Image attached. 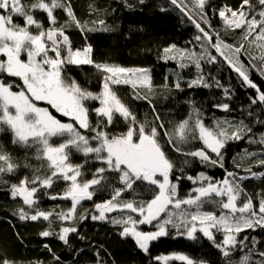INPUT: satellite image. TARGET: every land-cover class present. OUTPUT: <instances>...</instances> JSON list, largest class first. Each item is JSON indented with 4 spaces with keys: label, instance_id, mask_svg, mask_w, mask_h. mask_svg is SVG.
I'll list each match as a JSON object with an SVG mask.
<instances>
[{
    "label": "trees",
    "instance_id": "1",
    "mask_svg": "<svg viewBox=\"0 0 264 264\" xmlns=\"http://www.w3.org/2000/svg\"><path fill=\"white\" fill-rule=\"evenodd\" d=\"M35 2L36 0H21L25 6ZM44 2L51 3V0ZM61 2L71 6L76 18L84 26L83 31L74 24L65 30L73 49L91 45V58L96 63L150 70L151 90L144 87L133 89L130 85L123 84L114 86V91L136 116L137 121L154 122L155 113H159L168 130L189 118L190 123H194L197 116L206 127L215 128L219 125L229 134L238 128L244 129L243 138L228 140L225 143L221 150L223 159L217 164L183 154L204 148L202 141L198 139L190 138L187 144L180 145L182 149L180 153L161 139L164 151L174 165L170 178L178 186V197L185 199L194 194L193 190L200 184L197 179L200 173L221 181L228 172H233L238 177H246L238 181L244 190L237 201L238 206L245 202L246 197H251L258 209L259 201L264 199V176L253 177L250 174L264 173V166L258 163L259 160H264V144L259 143L261 136H264V102L258 100L256 89L249 87L234 72L220 53L211 47V42L202 37V33L193 23V21L199 23L210 34L219 33V38L226 44L233 47L243 45L239 60L251 81L264 92L262 74L264 61L260 59L261 50L252 42L255 34L245 40L243 29L226 28L217 11L225 5L237 9L242 0H207L204 12L207 13L206 19L211 24L210 28L204 21L197 19L196 15L199 16L200 10L195 0H177L178 4L186 5L184 11H187L191 18L177 5L172 4L171 0H61ZM251 4L252 14L261 10L259 0H251ZM28 10L45 29L50 26L44 10L38 8ZM53 15L56 17L58 27L69 21L66 11L62 8L54 9ZM256 18L259 20V15ZM101 20L104 21L103 24L98 23ZM13 23L23 26L24 18L14 15ZM30 31L35 32L37 29L33 26ZM197 36H201L202 39L198 41ZM216 40L217 37L213 35L212 42L215 43ZM173 45L175 49L169 55L179 49L183 59L164 58V49ZM209 53L216 57L215 62H209ZM190 54H195L199 59V68L194 59H189ZM225 54L232 57L228 52ZM182 64L185 66L181 67ZM64 74L88 91L93 93L101 91L102 74L93 65L69 64L65 66ZM0 77L6 82L21 84L19 78L8 77L2 73ZM201 77L202 83L189 86L191 81ZM177 82L180 84L179 88L176 87ZM137 92L141 96H147V99H137ZM253 100H256V103H253ZM86 104L89 108L90 122L95 126L98 117L92 109L99 107V102L90 100L86 101ZM223 104H227L228 109L220 107ZM40 105L48 106L46 102H40ZM51 111L62 120L70 119L53 109ZM127 128L128 122L118 115L114 117L111 125L106 126L110 135L126 132ZM0 129H3L0 130V151L10 154L12 162L18 165L11 173H0V261L7 260L11 264H161V260L157 259L161 252L153 248H149L147 253L144 252L132 236L121 235L124 224L112 222L114 219H126L128 215L138 214L119 210L106 214L107 218L104 220L92 219L93 215H99L95 205L111 199L114 190L123 187L116 172L104 173L101 185L89 189L94 192L92 199L82 200L76 206L75 215L70 220H61L57 214L67 213L72 207L71 200L51 198L64 192L69 186L67 181L56 179L51 188L35 185L38 191L33 197L35 203L31 206L26 205L22 197H13L11 195L13 184H19L24 177L31 180L35 175H50V170L46 160L37 158L39 144L25 146L13 143L12 131L4 125H0ZM82 132L88 136L92 135L87 130ZM66 138L52 137L50 143L58 145ZM93 146H96V142H93ZM207 152L213 160L218 159L211 150ZM249 153L255 155H248ZM69 160L73 165H83L82 175L78 178L81 183L91 180L95 170L104 166L95 159L94 154L86 157L75 149L70 150ZM221 162L223 167H220ZM2 164L3 162H0V165ZM188 177L193 179L190 180ZM156 191L154 185L137 181L132 190L122 193L119 200L147 202ZM220 200L221 197L215 195L205 199L201 210L215 212L217 216L222 211L227 212L228 210L219 207ZM182 208L188 211L195 210L194 206L184 205ZM20 209L29 215L35 214L37 210L52 212L53 215L48 220H21L17 214ZM169 211L179 213L181 209L172 207ZM123 212L127 214L119 216ZM164 216L165 214L162 218ZM63 227L77 229L76 232L69 234L67 243L59 239ZM142 228L147 231L156 230L154 224H145ZM46 230L54 234L42 236L41 233ZM213 235L214 241L205 238L206 246L211 251L219 250L222 255L218 264H224L226 257L223 255V249L216 247L217 244H222L224 233L213 230ZM178 236L180 234L177 230L168 226V238L173 240ZM254 238H264V227L248 228L239 233L236 237V246L229 248L230 255L247 252L248 245ZM257 256L260 257V254ZM262 259L264 260V257ZM168 264L186 262L173 260Z\"/></svg>",
    "mask_w": 264,
    "mask_h": 264
},
{
    "label": "snow or ice",
    "instance_id": "2",
    "mask_svg": "<svg viewBox=\"0 0 264 264\" xmlns=\"http://www.w3.org/2000/svg\"><path fill=\"white\" fill-rule=\"evenodd\" d=\"M195 2L200 10V19L210 28L211 24L206 19L207 13L204 12L207 0H195ZM171 3L177 5L182 11L186 10V5L178 4L177 0H171ZM259 5L261 10L256 14H252L251 0H242L237 9L225 5L217 11L226 28L243 29L245 40L255 34L252 42L261 50L260 59L264 61V0H259ZM37 8L44 10L48 16L50 26L47 29L28 10ZM56 8L64 9L69 17V21L59 27L53 15ZM14 15L24 18L23 26L13 23ZM257 15L260 17L259 20L256 18ZM98 23L103 24L104 21L101 20ZM193 23L202 33V37L209 42L212 41L213 35L217 37L216 42L211 43V47L220 53L249 87L256 89L258 100L264 102V92H261L258 86L251 81L247 70L239 60L243 45L233 47L226 44L219 38V33L210 34L199 23L195 21ZM71 24L79 27L81 31L84 30V26L76 18L71 6L65 5L61 0H51V3L36 0L28 6L23 5L21 0H0V56L4 57L0 59V73L8 77L19 78L21 81V84H15L0 78V125L7 126L12 131L13 143L25 146L39 144L37 158L46 160L50 170V175H35L31 180L24 177L19 184H13L11 195L22 197L23 202L31 206L35 203L33 197L38 191L35 185L51 188L56 179L67 181L69 186L64 192L51 198L71 200V209L67 213L57 214L61 220H70L75 215L76 206L82 200L92 199L94 192L89 189L101 185L104 173L116 172L119 174L123 187L115 189L111 199L95 205L99 210V215H93V220H104L107 218L106 213L118 209L138 213L140 219H134L132 215H128L126 219H114L112 222L124 224L121 235L132 236L138 247L146 253L152 241L168 235V226L176 229L178 234L187 235L189 238H194V233L199 230L213 241L215 240L213 230L221 231L224 233L223 242L217 244L216 247L223 249L225 257L229 256V248L236 246V237L239 233L248 228L264 227V199L259 201L258 209L254 206L251 197H246L245 202L238 206L237 201L244 191L238 181L246 177H238L233 172H228L223 180L215 182L200 173L197 179L206 184L195 188L193 190L195 195L180 199L177 194V184L173 183L170 178L174 165L167 157L161 139H164L165 143L172 146L178 153L182 152L180 145L187 144L190 138L198 139L205 147L183 154L217 164L223 159L221 150L225 147V143L228 140L243 138L244 129L238 128L229 134L219 125L215 128L206 127L197 116L194 123H190L191 118H189L168 130L161 121L159 113H155L154 122L140 123L114 91V86L123 84L130 85L133 89L144 87L151 90L149 70L96 63L91 58V45L82 49H73L71 40L65 31ZM33 26L37 31H30ZM257 29H259L258 32ZM202 37L197 36L196 39L199 41ZM173 49L175 45L164 49L165 59H176L175 55H169ZM223 49H231L233 56L226 55ZM176 51L181 50L176 49ZM22 54L26 56V59L21 58ZM189 59H194L197 68L200 67L199 59L195 57V54H190ZM215 61L216 57L209 53V62ZM69 64L93 65L102 74L101 91L93 93L82 88L74 79L67 78L64 69ZM184 66L181 65V67ZM200 83H202V77L191 81L189 86ZM176 87H180L179 82ZM14 88L17 90H13ZM136 98L147 99V96H141L137 92ZM90 100L99 102V107L92 109L98 117L95 126L90 122L89 108L85 103ZM36 102H46L49 107H40ZM253 103H256V100H253ZM220 107L226 110L229 106L223 104ZM49 108L70 118V122L57 119ZM153 111H155L154 106ZM117 115L128 122L127 131L110 135L106 126L111 125ZM82 130L90 131L92 135H85ZM247 130L251 131V129ZM57 136L67 138L58 145H52L50 139ZM93 142H96V146H93ZM259 143L264 144V136H261ZM72 149L83 153L86 157L94 154L95 159L104 165L95 170L91 180L82 183L78 181L82 175L83 165H73L70 162L69 152ZM207 150L216 154L218 159L213 160ZM248 155L255 154L249 153ZM0 162H3L0 165V173H11L18 167L12 162L10 154L3 151H0ZM258 163L264 166V160H259ZM220 167H223L222 162ZM256 175L257 173H252L253 177ZM259 175L264 176V173ZM188 179L193 178L188 177ZM137 181H145L156 187L157 191L152 199L147 202L134 200L121 202L119 198L122 193L132 190ZM213 195L221 197L219 207L222 210H228L227 212L222 211L217 216L215 212L201 210L204 200ZM170 205L181 211L179 213L168 211ZM184 205L194 206L195 210L183 209ZM162 213L165 214L163 218ZM237 213L239 215H236ZM17 214L21 220L30 219L32 221L40 218L48 220L53 215L52 212L40 210L29 215L23 209H20ZM84 218L86 217H81V219ZM154 221L157 222L155 231L138 230V225L153 224ZM76 231L74 227H63L59 233V239L67 243L69 234ZM53 234L47 230L41 233L44 237ZM260 256L264 257V252H261ZM157 259L165 262L169 259H177L185 261L186 264H203V262H195L184 255L157 257ZM0 264H11V262L5 260L0 261ZM239 264H249V256H243Z\"/></svg>",
    "mask_w": 264,
    "mask_h": 264
},
{
    "label": "rangeland",
    "instance_id": "3",
    "mask_svg": "<svg viewBox=\"0 0 264 264\" xmlns=\"http://www.w3.org/2000/svg\"><path fill=\"white\" fill-rule=\"evenodd\" d=\"M198 15H199V13H198ZM196 17H197V19H200V15L199 16L196 15ZM211 43H213V42L211 41ZM223 50L225 52L232 54V56H233L231 49H223ZM50 55H51V53H50ZM172 55H175L176 57H181L183 54L181 51L180 52L176 51ZM21 58L26 59V56L24 54H22ZM0 59H4V57L0 56ZM149 74H150V70H149ZM150 77H151V75H150ZM138 88H143V87H138ZM36 103L38 104V106L42 107L40 105V102H36ZM86 106H87V104H86ZM43 107H49V106H43ZM49 111H51V108H49ZM57 119H60L62 122H70V119L69 120H62L59 117H57ZM204 175L206 177H209L206 174H204ZM250 175L252 176V174H250ZM256 176L258 177L259 174H257ZM198 181L200 183L199 187H201L202 184H206V182H201L200 180H198ZM212 181L215 182L216 180L212 179ZM177 191H178V186H177ZM177 194H178V192H177ZM195 194L196 193H194L193 195H195ZM172 207L173 206L170 205L168 211ZM116 211H119V209ZM126 211L128 212L129 210H126ZM113 212H115V211H113ZM127 212H123L119 216H123V215L127 214ZM108 213H110V212H108ZM108 213H106V214H108ZM135 214H138V213H135ZM162 215H163V213L161 214V217H162ZM133 218L140 219V216H139V214L133 215ZM156 223H157L156 221L153 222L154 225ZM143 225H145V224L138 225V230L144 231V232H149V231L144 230L142 228ZM197 227L199 229V224L197 225ZM205 238L206 237L199 230H197L194 233V238H189L187 235H180V236L176 237L175 239L171 240L168 238V235H166V236L158 238L155 241H152L149 245V248H153L157 252L158 251L161 252L162 254L160 257H174L176 255H184V256H187L189 259H191L195 262H203V264H211V262H213V264H218L220 256L222 255V253L219 250L211 251L206 246ZM261 252H264V238L263 239L254 238L251 241V243L248 245V251L247 252L235 253V254H231V255L227 256L224 260V264H229V262H231V264H239V261L245 255L249 256V264H264V260L262 259V257L257 256V254H260ZM170 260L173 261V260H177V259H169V260H167V262H165L164 260H161V264H168L169 262H171Z\"/></svg>",
    "mask_w": 264,
    "mask_h": 264
},
{
    "label": "water",
    "instance_id": "4",
    "mask_svg": "<svg viewBox=\"0 0 264 264\" xmlns=\"http://www.w3.org/2000/svg\"><path fill=\"white\" fill-rule=\"evenodd\" d=\"M189 17H190V15H189V13L187 12V11H184ZM191 18V17H190ZM232 68V67H231ZM233 69V68H232ZM235 72V71H234ZM40 219H43V218H40ZM43 220H45V219H43Z\"/></svg>",
    "mask_w": 264,
    "mask_h": 264
}]
</instances>
